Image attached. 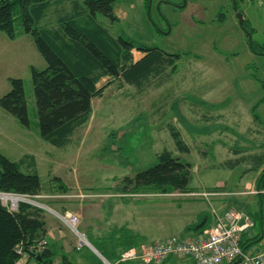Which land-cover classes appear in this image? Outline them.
Here are the masks:
<instances>
[{"label": "rangeland", "instance_id": "1", "mask_svg": "<svg viewBox=\"0 0 264 264\" xmlns=\"http://www.w3.org/2000/svg\"><path fill=\"white\" fill-rule=\"evenodd\" d=\"M232 1L117 0L116 21L99 15L98 21L112 34L131 38L137 47H157L166 62L141 85L103 76L97 83L102 93L93 98L87 121L62 147L43 140L38 132L30 67L45 69L46 61L19 17L14 39L0 31V97L10 90L9 77L22 78L30 119L27 128L0 108V151L11 160H23V169L38 172L40 192L25 196L31 205L57 215L69 211L76 200H103L100 217L112 237L96 239L94 245L101 250L117 238L150 243L171 234H190L181 230L188 214L185 208L175 211L174 199L192 196L152 190L135 194L125 181L155 164L157 154L168 149L191 163L190 187L220 192L212 196L220 200L219 206H234L257 221L251 203L256 173L245 169L251 167L249 160L264 153V49L258 47L263 54L253 52L248 38L264 48V0H236L247 29L239 25ZM72 4L54 2L41 24L55 25ZM153 24L169 32L161 34ZM131 51L134 60L143 56L141 50ZM173 131L180 133L188 152L177 148ZM56 217L58 229L79 243ZM40 242L29 250L39 253ZM83 247L84 252L89 246ZM70 258L74 260L73 254Z\"/></svg>", "mask_w": 264, "mask_h": 264}, {"label": "trees", "instance_id": "2", "mask_svg": "<svg viewBox=\"0 0 264 264\" xmlns=\"http://www.w3.org/2000/svg\"><path fill=\"white\" fill-rule=\"evenodd\" d=\"M116 1L71 0V10L61 14L55 25H42L41 20L45 18L50 5L62 0H0V31L14 39V21L19 17L24 32L31 35L37 50L47 63L45 69L31 66L30 71L38 132L43 140L54 146L62 147L67 144L76 128L87 121L92 112L93 98L102 93L103 89L97 83L103 76L122 78L129 84L141 85L151 73L161 70L166 62L164 52L157 47H137L131 38L112 34L98 21L99 15L112 21L117 20ZM248 44L253 52L263 54L259 48H264L253 39L248 38ZM134 48L143 52L138 60L133 59L131 50ZM168 59L169 62L171 58ZM9 82L10 90L0 97V108L28 128L30 119L24 81L22 78L9 77ZM255 109L253 106L257 119ZM172 136L180 152L189 151L178 131H173ZM262 155L264 154L255 156V160L260 159L259 163H264ZM23 162L11 160L0 151V191L25 195H36L40 192L41 180L38 172L28 166L27 170L23 169ZM191 179V163L164 149L157 154L155 164L138 171L133 177H126L125 181L128 186H132L135 194H142L140 191L143 190L186 193L192 190ZM255 185L260 205L258 215L262 219L264 168L259 172ZM199 224L193 227L197 228ZM46 234V222L40 208L21 202L17 210L11 211L0 200V264H16L22 256L18 249L21 247L24 252L35 247L46 238ZM123 239L127 245L122 250L139 246L135 238ZM257 239L258 235L252 238L243 235L240 244L246 249L247 244H253ZM39 245L42 259L37 264H53L55 248L48 243ZM103 255L114 260L118 252L114 258L105 253ZM62 261L63 264H74L65 254ZM125 263L128 262L119 264Z\"/></svg>", "mask_w": 264, "mask_h": 264}, {"label": "crops", "instance_id": "3", "mask_svg": "<svg viewBox=\"0 0 264 264\" xmlns=\"http://www.w3.org/2000/svg\"><path fill=\"white\" fill-rule=\"evenodd\" d=\"M262 158H263L262 161H264V155H262ZM259 161L260 159L255 160V158L249 160V162H251L250 163L251 167L245 169V171L252 170V172H255L256 178L259 172L264 168V163L262 162L259 163ZM247 186L249 185L247 184ZM253 186L256 189L255 182H253ZM191 188L192 190L188 192V194H186L187 192L186 193L182 192V193L184 195H189L192 197H186L185 199H181V201L174 199L175 201H177L175 204L176 205L175 211L180 212V209L185 208L184 211L185 213L188 214L187 223L183 225L182 227L183 229L181 230H187L191 232L190 234H182V233H178V234L187 235V236H196L202 232L201 229L202 230L208 229L210 227L211 221L213 220L212 209L221 210L222 208L223 209L235 208L238 211L242 212V210L234 206L230 207L228 204H226L223 207L219 206L220 200L212 196L205 198L202 196L190 195V193L201 191V189H194L193 187ZM213 188L215 187H212L209 189H213ZM251 193H255V192H251ZM122 199L125 202L126 201L128 202V200L132 198H122ZM192 203H197L199 205L197 209L194 208L195 205H192ZM251 203L255 211L256 210L258 211L260 209V205H259V201L257 197H255V200H252ZM102 205H103V200L101 201H96V200H87V201L79 200L78 201L76 200L74 203H70L69 205V208H70L69 212L75 213L76 215L81 217V220L79 221L80 230L83 232L86 238L91 237L92 239V240L88 239L92 247H86L87 249L84 252L82 251L84 248L83 246H87V245H82L80 247L77 241L75 242V240L72 238L68 239L66 234L62 231V229L60 227H59L60 229H58L59 221H57L58 219L56 215L52 212H51L52 214H48V215L45 212H43V217L46 222V229H47L46 238L43 239V242L44 244L48 243L49 246L54 247L56 250V255L53 257V264H63L62 256L64 254L67 255L68 259L74 264H103L99 254L103 255V253H105L107 256L113 257L115 256L117 252L119 254V252L122 251V248L125 245H127L124 242L123 238H122L123 241L117 238L115 241H112L111 244H108V242H105L106 244L104 245L105 248L102 249L103 251L94 245V243L96 244V239H99V238L102 239L104 237L110 239V235H111L112 229L109 230V225L107 228L106 224H104V222L106 221H104L102 217H100L99 211H101ZM200 222L202 223L199 224ZM253 222H254L253 227L247 232H244L245 234L243 233V235L248 238L249 237L252 238L253 236L258 235V239L253 244H250L251 242L247 244L246 250L264 251V217L260 219L258 215L257 221L255 222L253 220ZM195 224H199L197 228L193 227ZM168 236H165V237H168ZM141 243L142 242L138 243V245H140ZM93 249H95L96 252ZM71 254H73L74 260L70 258ZM117 257L114 260H116ZM168 263L170 264H194L193 261L189 258L175 257V256L170 257L169 259H167L161 264H168ZM16 264H37V260L34 257L24 253L20 257V259L16 262ZM125 264H143V262L134 260L132 262L129 261L128 263H125Z\"/></svg>", "mask_w": 264, "mask_h": 264}, {"label": "built area", "instance_id": "4", "mask_svg": "<svg viewBox=\"0 0 264 264\" xmlns=\"http://www.w3.org/2000/svg\"><path fill=\"white\" fill-rule=\"evenodd\" d=\"M0 193L9 194V192ZM218 193L220 192L201 190L190 195L208 198ZM19 194L10 195L19 196ZM20 195L24 197L21 202H29L25 198L27 195ZM0 200L9 210L17 209V204H13L10 199L0 198ZM56 214L82 241L78 245L80 247L85 245L86 237L78 229L80 219L77 215L69 211ZM212 216L215 223L196 236L173 234L151 243H141L139 246L119 252L115 261L101 256L102 263L118 264L137 260L145 264H161L175 256L189 258L194 264H264V251H249L243 249L240 244L243 233L250 230L254 224L248 214L235 208H227L223 211L212 209ZM71 224L74 225L73 228L70 227ZM40 244L44 242L41 241ZM18 251L21 252L20 248Z\"/></svg>", "mask_w": 264, "mask_h": 264}, {"label": "water", "instance_id": "5", "mask_svg": "<svg viewBox=\"0 0 264 264\" xmlns=\"http://www.w3.org/2000/svg\"><path fill=\"white\" fill-rule=\"evenodd\" d=\"M233 8L235 11H237V17H238V22H239V25L241 26L242 29H246L245 26H244V22H243V14L241 12L238 11V8H237V3H236V0H233ZM185 4V2H183V5ZM150 6H148L147 8V15L150 16ZM170 29V28H169ZM169 29L166 30V33L169 32ZM249 40H251V36L249 35ZM26 253H28L29 255H31L32 257H34L37 261H40L42 258L40 256L39 253H36L35 251L33 250H25Z\"/></svg>", "mask_w": 264, "mask_h": 264}, {"label": "bare ground", "instance_id": "6", "mask_svg": "<svg viewBox=\"0 0 264 264\" xmlns=\"http://www.w3.org/2000/svg\"><path fill=\"white\" fill-rule=\"evenodd\" d=\"M244 22V21H243ZM121 40V39H120ZM142 48V47H141ZM1 192H5V193H7L6 191H1ZM188 193V192H187ZM22 195H24V194H22ZM26 195H28V194H26ZM0 198H4V199H10L11 201H12V203L13 204H17V209H18V206H19V203H21V201L20 200H23V198L24 197H22L21 195H19V196H13V195H10V194H4V193H0ZM23 202V201H22ZM24 202H28V201H24ZM29 203V202H28ZM32 204V203H31ZM16 209V210H17ZM253 220V219H252ZM215 223V221H214V219L211 221V224H210V226H212L213 224ZM254 223V222H253ZM254 225V224H253ZM70 227H74V225H70ZM166 238V237H165ZM158 240V239H157ZM156 241V240H155ZM85 242H87L85 245H87V246H89V247H92V245H91V243L89 242V240H88V238H86L85 239ZM242 243V242H241ZM33 248V247H32ZM31 256V255H30ZM99 256H100V258H101V256H103V257H105L104 255H102V254H99ZM105 258H107V257H105ZM108 259V258H107ZM108 260H110V259H108ZM110 261H112V260H110ZM113 261H115V260H113ZM122 263V262H121ZM119 264V263H118Z\"/></svg>", "mask_w": 264, "mask_h": 264}, {"label": "flooded vegetation", "instance_id": "7", "mask_svg": "<svg viewBox=\"0 0 264 264\" xmlns=\"http://www.w3.org/2000/svg\"><path fill=\"white\" fill-rule=\"evenodd\" d=\"M153 26L159 33L166 34L167 29H164V27H162L161 25L154 24Z\"/></svg>", "mask_w": 264, "mask_h": 264}]
</instances>
